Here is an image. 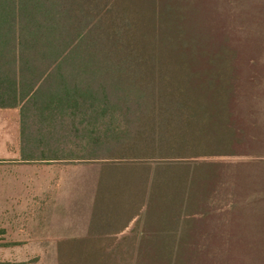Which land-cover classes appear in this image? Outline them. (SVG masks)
Masks as SVG:
<instances>
[{
    "label": "trees",
    "instance_id": "trees-1",
    "mask_svg": "<svg viewBox=\"0 0 264 264\" xmlns=\"http://www.w3.org/2000/svg\"><path fill=\"white\" fill-rule=\"evenodd\" d=\"M168 10L161 0H0V107H20L25 156L36 157L43 143L25 134L33 116L49 132L70 119L105 154L162 158L233 140L231 68L222 62L197 81L179 63ZM51 138L42 157L62 150ZM182 161L138 162L151 204L182 210L206 192L195 166Z\"/></svg>",
    "mask_w": 264,
    "mask_h": 264
},
{
    "label": "rangeland",
    "instance_id": "rangeland-1",
    "mask_svg": "<svg viewBox=\"0 0 264 264\" xmlns=\"http://www.w3.org/2000/svg\"><path fill=\"white\" fill-rule=\"evenodd\" d=\"M161 1L168 7V18L173 22L169 27L178 29L182 56L179 63L186 60L189 69L199 77L197 81L210 76L222 62L231 68L236 131L230 143L212 144L194 153L168 154L162 158L116 151L105 154L99 147H91L92 144L82 150L84 140L75 133L70 119L66 118L64 127L49 132L39 116L27 120L25 134L34 132L43 141L36 149V157L50 153L45 143L53 135L60 138L58 142L63 146H69L71 140L78 155L152 164L159 160H183L195 166L200 182L207 186L206 192L191 199L194 204L191 208L174 211L176 218L190 226L188 237L177 247L182 260H133L138 250L132 243H124L100 247L99 252L124 254L125 259L98 264H264V0ZM85 8L88 11V6ZM77 125L83 128L78 122ZM66 152L67 149H62L58 153ZM103 161V158L89 160V165L96 168ZM16 247L0 241V256L16 251ZM74 252L89 253V245L69 248L68 253ZM83 260L78 264H95ZM7 263L10 262L0 260V264Z\"/></svg>",
    "mask_w": 264,
    "mask_h": 264
},
{
    "label": "crops",
    "instance_id": "crops-1",
    "mask_svg": "<svg viewBox=\"0 0 264 264\" xmlns=\"http://www.w3.org/2000/svg\"><path fill=\"white\" fill-rule=\"evenodd\" d=\"M71 142L51 143L67 149L65 155L25 156L20 107H0V241L19 247L0 260L98 264L125 257L99 252L100 247L124 243L138 250L133 260H182L177 247L190 226L175 217L172 207L151 204L152 190L143 191L138 162L78 155ZM82 145L89 148L86 141ZM101 158L98 167L89 165ZM74 245H89V253H68Z\"/></svg>",
    "mask_w": 264,
    "mask_h": 264
}]
</instances>
